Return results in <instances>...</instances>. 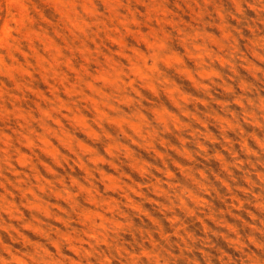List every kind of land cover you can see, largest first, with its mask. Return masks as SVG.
<instances>
[{
    "label": "rangeland",
    "instance_id": "obj_1",
    "mask_svg": "<svg viewBox=\"0 0 264 264\" xmlns=\"http://www.w3.org/2000/svg\"><path fill=\"white\" fill-rule=\"evenodd\" d=\"M0 264H264V0H0Z\"/></svg>",
    "mask_w": 264,
    "mask_h": 264
}]
</instances>
